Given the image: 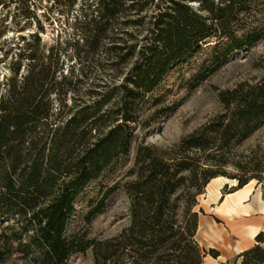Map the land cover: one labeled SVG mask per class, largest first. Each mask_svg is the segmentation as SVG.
Here are the masks:
<instances>
[{
  "label": "trees",
  "instance_id": "1",
  "mask_svg": "<svg viewBox=\"0 0 264 264\" xmlns=\"http://www.w3.org/2000/svg\"><path fill=\"white\" fill-rule=\"evenodd\" d=\"M24 1L21 15L29 24L34 10ZM96 1L79 20L77 64L70 71L64 73L54 45L40 48L35 31L20 36L23 44L6 62L10 73L0 76V220L15 224L7 227L9 235L0 234V264L13 253L35 264H67L88 250L95 264H204L197 241L203 209L197 207L209 182H237L224 193L254 179L264 184V156L234 151L264 124V77L222 91V111L174 146L139 144L128 171L132 179L125 183L130 225L121 233L96 242L69 227L86 188L129 156L138 129H148L171 109L145 111L160 103L154 92L168 72L208 50L209 63L189 80L193 90L235 53L263 39L264 27L243 21L252 0ZM14 2L19 0H0V8ZM151 8L149 15L119 21ZM8 24L7 15L0 18V38ZM118 187L89 200L87 223ZM263 243L261 232L239 254L241 264H264ZM209 254L219 256L214 249Z\"/></svg>",
  "mask_w": 264,
  "mask_h": 264
},
{
  "label": "rangeland",
  "instance_id": "2",
  "mask_svg": "<svg viewBox=\"0 0 264 264\" xmlns=\"http://www.w3.org/2000/svg\"><path fill=\"white\" fill-rule=\"evenodd\" d=\"M8 1V0H7ZM96 0H29L27 3L34 10V17L29 24H25L26 19L21 15L26 8V1L9 3L0 8V18L7 15L8 27L0 38V59L5 56L7 49H11L7 55L6 61H0V76L9 74L10 70L6 62L19 51L20 45L23 44L21 35H29L37 31L40 40V48L47 51L50 46H55L56 51L60 53L63 63V71L67 73L73 63L77 64L74 59L75 46L74 41L80 38L78 27L84 19V15L91 14L95 8ZM8 3V2H7ZM198 5V3H194ZM147 9L140 14L129 12L123 14L119 21L136 19L141 16L149 15L152 12ZM243 16V15H242ZM89 16L87 19H90ZM246 26L264 27V0H252L251 11L243 16ZM119 25V24H118ZM120 26V25H119ZM131 24L125 25L126 29L132 31ZM142 34V33H141ZM28 38V37H27ZM105 41L109 42L107 38ZM209 51L205 50L193 56L188 62L178 65L168 72L161 86L154 92L155 96H160V103L151 107L148 104L145 111L152 114L159 109L171 108L164 112L148 129H138L137 137L133 141L129 156L124 157L108 172L95 182H92L81 194L77 202V216L71 221L69 231L80 232L85 234L88 239L96 242H105L121 233L130 225V199L126 193L125 183L132 179L128 176V171L133 166L136 149L141 143L155 144L163 148H169L179 143L184 137L191 134L203 124L211 120L215 115L222 111L220 93L224 90L233 89L243 82L254 84L264 77V38L257 44L235 53L225 64L215 70L205 81L195 89L189 88V80L203 66L209 63ZM130 67V63L124 66L125 69ZM117 79H121L118 77ZM234 151L237 154L258 153L264 156V124L256 130L248 139L236 146ZM228 172H234L235 169L227 166ZM217 182H229V187L221 189L223 195L236 185L225 177H219ZM118 182L116 188L106 200L103 211L98 214L91 223H87L84 214L89 209V200H98L101 196ZM250 192L256 189V199L259 195L264 196V184L259 183L257 179L250 182ZM210 186L209 194L217 197L220 193V187ZM205 193L199 196V205L203 209L200 212V218L209 219L212 223L221 228L234 230V218L222 211L223 201L237 199L241 205L248 197L228 196V194L218 209V203L212 205ZM241 195V194H240ZM246 197V198H245ZM249 211V210H248ZM250 212V211H249ZM245 213V212H244ZM251 215V213H248ZM246 216V213L244 214ZM12 220H0V234L5 231L8 235L11 230L7 229L13 224ZM17 228V227H16ZM202 228V227H201ZM237 229H240L238 226ZM258 231V230H257ZM257 231L250 236H255ZM213 232V231H212ZM197 241L202 249L205 250L204 264H221L214 261V257L209 254L210 248L206 238L200 233ZM16 246V243H13ZM4 264H35L29 258L19 253H13ZM67 264H95L92 250L83 254H77L70 258Z\"/></svg>",
  "mask_w": 264,
  "mask_h": 264
},
{
  "label": "crops",
  "instance_id": "3",
  "mask_svg": "<svg viewBox=\"0 0 264 264\" xmlns=\"http://www.w3.org/2000/svg\"><path fill=\"white\" fill-rule=\"evenodd\" d=\"M217 181L218 179H216V177L213 178L207 185L206 192L207 199L212 205L218 203L216 206L217 209L220 202L228 196L233 197L237 195L241 196V199H243V196H250L244 201V205H241L239 200H231L230 198L225 201L226 198L222 203V211L227 215H232L234 218V226H238L240 229L235 227L234 230H228L212 223L209 219L200 218L197 236L202 233L209 243V247L217 249L219 256L215 258L214 261L221 264H241V259H238L239 254L252 248L256 244V236L264 232V196L259 195L258 199H256L257 190L255 189L253 193H251L249 189L251 184H248L246 187L244 186L237 192L223 195L221 189L223 186L230 183ZM212 184L214 188L220 187V193L216 198L209 194V188ZM248 213H251V215ZM252 229L258 230L253 237L249 235V233L252 234ZM262 246L264 247V243Z\"/></svg>",
  "mask_w": 264,
  "mask_h": 264
},
{
  "label": "bare ground",
  "instance_id": "4",
  "mask_svg": "<svg viewBox=\"0 0 264 264\" xmlns=\"http://www.w3.org/2000/svg\"><path fill=\"white\" fill-rule=\"evenodd\" d=\"M251 232H252V234H254L256 232V229H252Z\"/></svg>",
  "mask_w": 264,
  "mask_h": 264
},
{
  "label": "water",
  "instance_id": "5",
  "mask_svg": "<svg viewBox=\"0 0 264 264\" xmlns=\"http://www.w3.org/2000/svg\"><path fill=\"white\" fill-rule=\"evenodd\" d=\"M229 179V178H228Z\"/></svg>",
  "mask_w": 264,
  "mask_h": 264
}]
</instances>
